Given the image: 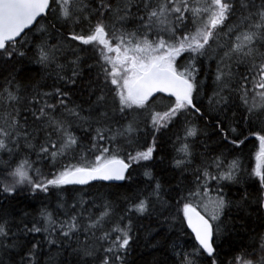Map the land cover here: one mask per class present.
Instances as JSON below:
<instances>
[{
    "label": "snow or ice",
    "instance_id": "obj_1",
    "mask_svg": "<svg viewBox=\"0 0 264 264\" xmlns=\"http://www.w3.org/2000/svg\"><path fill=\"white\" fill-rule=\"evenodd\" d=\"M142 244L264 264V0H0V264Z\"/></svg>",
    "mask_w": 264,
    "mask_h": 264
},
{
    "label": "trees",
    "instance_id": "obj_2",
    "mask_svg": "<svg viewBox=\"0 0 264 264\" xmlns=\"http://www.w3.org/2000/svg\"><path fill=\"white\" fill-rule=\"evenodd\" d=\"M251 148L252 146L250 145L249 149ZM26 203L33 205L34 208H38L40 206L39 202L34 199H29ZM225 247L227 248V245ZM164 260L165 255L163 252L155 251L150 248L146 249L143 244L132 254L131 257L132 264H154V261L159 262V264H163Z\"/></svg>",
    "mask_w": 264,
    "mask_h": 264
}]
</instances>
